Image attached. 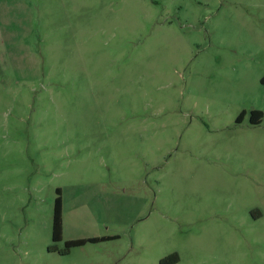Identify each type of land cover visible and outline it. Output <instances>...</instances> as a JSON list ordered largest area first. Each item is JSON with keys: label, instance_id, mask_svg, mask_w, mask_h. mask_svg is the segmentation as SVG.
<instances>
[{"label": "rangeland", "instance_id": "rangeland-1", "mask_svg": "<svg viewBox=\"0 0 264 264\" xmlns=\"http://www.w3.org/2000/svg\"><path fill=\"white\" fill-rule=\"evenodd\" d=\"M263 77L264 0H0V264H264Z\"/></svg>", "mask_w": 264, "mask_h": 264}, {"label": "trees", "instance_id": "trees-1", "mask_svg": "<svg viewBox=\"0 0 264 264\" xmlns=\"http://www.w3.org/2000/svg\"><path fill=\"white\" fill-rule=\"evenodd\" d=\"M261 85L264 87V77L260 81ZM248 115V112L243 111L237 119L238 123H242L245 117ZM250 122L252 125H260L264 118V113L260 110H252L249 112ZM58 197L55 200L54 207V217H53V230H52V239L55 243V246L52 247L53 250L59 251L61 254H69L71 249L74 247L84 246L87 243H101L114 238L103 237V238H90L82 240L68 241L65 243V249L59 250L58 243L63 240V198L61 196L60 190L57 191ZM180 261V258L177 254H172L169 257H166L161 261V264H177Z\"/></svg>", "mask_w": 264, "mask_h": 264}]
</instances>
